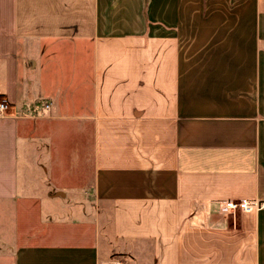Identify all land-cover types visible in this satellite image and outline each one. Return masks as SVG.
I'll return each instance as SVG.
<instances>
[{
    "label": "crops",
    "instance_id": "1",
    "mask_svg": "<svg viewBox=\"0 0 264 264\" xmlns=\"http://www.w3.org/2000/svg\"><path fill=\"white\" fill-rule=\"evenodd\" d=\"M0 98V264H264V0H0Z\"/></svg>",
    "mask_w": 264,
    "mask_h": 264
},
{
    "label": "built area",
    "instance_id": "2",
    "mask_svg": "<svg viewBox=\"0 0 264 264\" xmlns=\"http://www.w3.org/2000/svg\"><path fill=\"white\" fill-rule=\"evenodd\" d=\"M49 106H47L48 108ZM8 100L2 98L0 101V115L7 113L9 110ZM264 209V203L251 202L248 200L228 201L225 202L223 211L225 214H235L237 212H253ZM115 264H123L122 262H116Z\"/></svg>",
    "mask_w": 264,
    "mask_h": 264
},
{
    "label": "rangeland",
    "instance_id": "3",
    "mask_svg": "<svg viewBox=\"0 0 264 264\" xmlns=\"http://www.w3.org/2000/svg\"><path fill=\"white\" fill-rule=\"evenodd\" d=\"M1 99L2 98H0V101H1ZM90 197V195H87L86 197H85V199L86 198H89ZM86 201V200H85ZM85 201H83L82 203H76V204H73L71 207L73 208V209H77L78 207H79V209H82V207H85V206H88L89 205V203L88 204H86V202ZM142 257V259H143V255L141 256Z\"/></svg>",
    "mask_w": 264,
    "mask_h": 264
}]
</instances>
